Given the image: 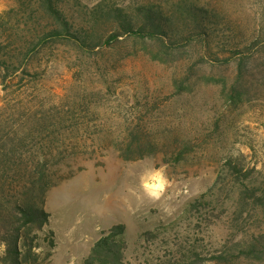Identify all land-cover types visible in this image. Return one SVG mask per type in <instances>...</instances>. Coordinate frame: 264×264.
<instances>
[{"label": "rangeland", "instance_id": "374dc122", "mask_svg": "<svg viewBox=\"0 0 264 264\" xmlns=\"http://www.w3.org/2000/svg\"><path fill=\"white\" fill-rule=\"evenodd\" d=\"M64 2L73 28L99 4L132 17L159 10L179 34L191 32L183 4L215 18L204 40L58 45L40 56L38 75L0 83V124L21 126L34 148L50 143L54 185L44 198L47 222L35 227L36 264H84L119 224L125 264H264V255L231 261L251 234H264V213L240 198V184L264 192V0ZM14 3L0 0V15ZM101 23L97 44L113 30ZM160 169L169 184L151 200L146 177ZM200 199L204 208L190 209ZM219 254L222 262L212 259Z\"/></svg>", "mask_w": 264, "mask_h": 264}, {"label": "trees", "instance_id": "16d2710c", "mask_svg": "<svg viewBox=\"0 0 264 264\" xmlns=\"http://www.w3.org/2000/svg\"><path fill=\"white\" fill-rule=\"evenodd\" d=\"M64 3V0H15L13 8L0 15V83L3 87L17 72L21 79L38 75L37 69L42 62L40 56L58 45L71 43L81 50H94L125 37L165 43H174L184 35L204 40L210 36L207 20L211 16L215 18L200 7L183 4L178 8L191 23V32L179 34V26L173 25L159 10L144 7L138 16L132 17L121 8H103L99 4L78 24L81 28H73L68 10L65 12L63 8ZM71 8L79 9L75 4ZM70 13L73 16L74 12ZM101 22L110 23L113 30L106 31L103 34L105 39H99L97 44L93 42L96 39L94 28ZM47 136L48 133L44 132L43 137ZM31 141L21 126L0 124V264L37 263V255L33 251L39 245L35 229H41L47 222L44 198L54 183L49 173L50 159L47 154L50 143L34 148ZM228 167L231 173L241 175V170L231 163ZM240 186L241 205L252 203L257 212L260 209L264 213V192L246 184ZM201 199L190 204V209L198 212L203 209L207 202ZM48 234L51 235V232ZM123 234L124 226L121 224L102 233L84 259V264H125ZM144 235L151 238L149 232ZM250 240L238 247L237 255L231 261H245L264 255V234H251ZM49 245L53 246L51 239ZM225 256L224 261L229 260ZM206 259L201 257L200 261ZM212 259L222 262L223 256L219 254Z\"/></svg>", "mask_w": 264, "mask_h": 264}, {"label": "clouds", "instance_id": "9594fccd", "mask_svg": "<svg viewBox=\"0 0 264 264\" xmlns=\"http://www.w3.org/2000/svg\"><path fill=\"white\" fill-rule=\"evenodd\" d=\"M169 181L163 169L157 170L146 177L145 195L151 200H160L168 187Z\"/></svg>", "mask_w": 264, "mask_h": 264}]
</instances>
